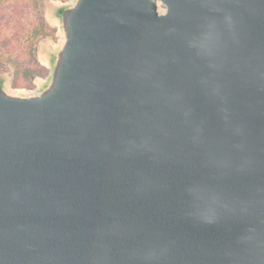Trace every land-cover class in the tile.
I'll list each match as a JSON object with an SVG mask.
<instances>
[{"label":"water","instance_id":"95a60500","mask_svg":"<svg viewBox=\"0 0 264 264\" xmlns=\"http://www.w3.org/2000/svg\"><path fill=\"white\" fill-rule=\"evenodd\" d=\"M35 91L0 73V264H264V0H69Z\"/></svg>","mask_w":264,"mask_h":264},{"label":"rangeland","instance_id":"374dc122","mask_svg":"<svg viewBox=\"0 0 264 264\" xmlns=\"http://www.w3.org/2000/svg\"><path fill=\"white\" fill-rule=\"evenodd\" d=\"M66 1L0 0V73H8L11 89L35 91L47 75L42 53L59 39L49 9ZM32 33L40 35L31 45Z\"/></svg>","mask_w":264,"mask_h":264},{"label":"trees","instance_id":"16d2710c","mask_svg":"<svg viewBox=\"0 0 264 264\" xmlns=\"http://www.w3.org/2000/svg\"><path fill=\"white\" fill-rule=\"evenodd\" d=\"M40 35V34H39ZM38 34H30V36H29V43L32 45L33 43H34V41L36 40V38L39 36ZM4 61H6V62H10L11 60H9V59H3Z\"/></svg>","mask_w":264,"mask_h":264}]
</instances>
